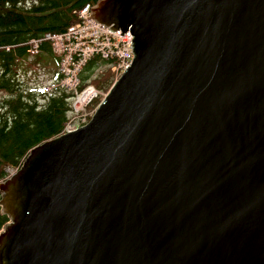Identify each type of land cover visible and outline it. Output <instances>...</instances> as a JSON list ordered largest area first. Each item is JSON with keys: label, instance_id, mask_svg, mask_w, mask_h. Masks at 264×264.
I'll return each instance as SVG.
<instances>
[{"label": "water", "instance_id": "water-1", "mask_svg": "<svg viewBox=\"0 0 264 264\" xmlns=\"http://www.w3.org/2000/svg\"><path fill=\"white\" fill-rule=\"evenodd\" d=\"M134 59L88 124L0 183V264H264V0H99Z\"/></svg>", "mask_w": 264, "mask_h": 264}, {"label": "trees", "instance_id": "trees-1", "mask_svg": "<svg viewBox=\"0 0 264 264\" xmlns=\"http://www.w3.org/2000/svg\"><path fill=\"white\" fill-rule=\"evenodd\" d=\"M97 1L0 0V181L33 146L59 135L67 121L68 95L51 96L39 108L35 93L25 91L16 78L29 55L28 42L46 32L64 31L77 19L74 10ZM40 55L52 57L48 42L41 45ZM110 83L108 71L95 80L104 89ZM7 221L0 208V230Z\"/></svg>", "mask_w": 264, "mask_h": 264}, {"label": "rangeland", "instance_id": "rangeland-1", "mask_svg": "<svg viewBox=\"0 0 264 264\" xmlns=\"http://www.w3.org/2000/svg\"><path fill=\"white\" fill-rule=\"evenodd\" d=\"M37 64L34 65L33 61L29 59L28 61L21 62L19 65L20 78L28 86H44L45 84L49 83L50 79L53 77V71L50 70L48 66L51 64V62L48 61V59L42 60Z\"/></svg>", "mask_w": 264, "mask_h": 264}, {"label": "bare ground", "instance_id": "bare-ground-1", "mask_svg": "<svg viewBox=\"0 0 264 264\" xmlns=\"http://www.w3.org/2000/svg\"><path fill=\"white\" fill-rule=\"evenodd\" d=\"M74 32H71V34H73ZM44 42H48L49 43V45H50V50H51V54H52V57H48V56H45V55H40V57L38 58L37 56L40 54V52H41V45L44 43ZM122 46H123V48L126 50V51H128V52H130V53H132L133 55H135L134 54V49H133V43L132 42H129V41H122ZM28 45H29V55H28V53H27V55H28V58H27V60L26 61H28L29 59H31L32 61H33V63H35V64H37V63H39V62H41L42 60H46V59H48V61H50L51 63H55L57 66H59V62H58V58H57V56H56V54H55V51H54V46H53V44H52V42H51V40L47 37V35H46V33L45 34H43L42 36H39V37H34V38H32L29 42H28ZM22 62H25V61H22ZM27 64H29V63H27ZM26 69V68H25ZM37 102V101H36ZM83 124L84 125H86L85 124V119H83ZM70 130H68V131H62L61 133H60V135H62V134H65V133H67V132H69ZM0 200H1V194H0ZM9 219V218H8Z\"/></svg>", "mask_w": 264, "mask_h": 264}]
</instances>
